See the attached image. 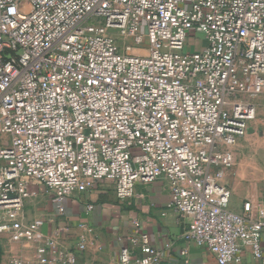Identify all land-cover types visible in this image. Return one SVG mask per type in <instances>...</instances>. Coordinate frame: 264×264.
Returning <instances> with one entry per match:
<instances>
[{
    "label": "built area",
    "instance_id": "obj_1",
    "mask_svg": "<svg viewBox=\"0 0 264 264\" xmlns=\"http://www.w3.org/2000/svg\"><path fill=\"white\" fill-rule=\"evenodd\" d=\"M199 33L205 44L187 51ZM262 98L264 0H0V233L42 236L35 259L7 264L67 262L42 221L21 220L32 184L64 216L69 196L103 180L125 201L160 179L186 243L218 264L245 249L264 264V199L236 212L225 182ZM133 222L117 264H161Z\"/></svg>",
    "mask_w": 264,
    "mask_h": 264
},
{
    "label": "crops",
    "instance_id": "obj_2",
    "mask_svg": "<svg viewBox=\"0 0 264 264\" xmlns=\"http://www.w3.org/2000/svg\"><path fill=\"white\" fill-rule=\"evenodd\" d=\"M258 129L264 133V116L260 115L248 134L234 146L236 161L241 141ZM257 149L264 151V146ZM235 166L236 163L227 172L225 182L232 191V210L242 212L244 203L252 201L256 205L264 199V182L257 170L253 179L248 180L244 170ZM30 189L38 195L26 204L32 206L30 211L36 220L42 221V235L55 237L67 254L66 263L52 259L51 264H117L121 248L132 246L129 238L136 227L134 220L140 223L143 232L150 235L153 246L161 251V264H186L185 259L190 264H218L216 256L208 248L184 240L188 219L167 210L172 193L163 179L138 184L135 195L125 201L117 198L111 180H103L91 191L69 196L64 216L57 214L55 199L43 185L35 183ZM88 204L93 205L91 211L86 209ZM255 215H258L257 210ZM83 233L87 237V246L85 250H79L77 243ZM41 237L29 244L30 256L26 257L30 260L37 257L36 248L41 243ZM262 246L264 251V231ZM185 247L188 254L182 255ZM240 264H262V261L256 259L250 249H245Z\"/></svg>",
    "mask_w": 264,
    "mask_h": 264
},
{
    "label": "rangeland",
    "instance_id": "obj_3",
    "mask_svg": "<svg viewBox=\"0 0 264 264\" xmlns=\"http://www.w3.org/2000/svg\"><path fill=\"white\" fill-rule=\"evenodd\" d=\"M203 34H192L186 44L185 49L189 52H193L196 48L203 46L204 38ZM262 104L261 116H264V98L260 100ZM0 138H4L0 134ZM260 146H264V133L261 130H255L252 135H248L241 141L238 148V156L236 161V168L244 170L245 178L248 180L253 179V175L257 170L260 172L262 181L264 182V151L257 149ZM32 206L25 205L22 211V222L27 226H30L37 218L30 211ZM35 238L16 240L9 233H0V264H7L11 257L17 256L23 259H31L26 256H30L31 246ZM25 255V256H24Z\"/></svg>",
    "mask_w": 264,
    "mask_h": 264
}]
</instances>
